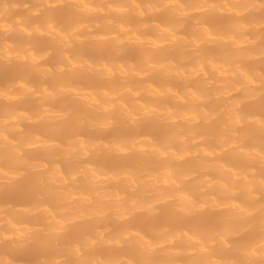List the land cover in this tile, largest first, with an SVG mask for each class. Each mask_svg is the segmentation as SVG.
Returning <instances> with one entry per match:
<instances>
[{
    "label": "clouds",
    "instance_id": "clouds-1",
    "mask_svg": "<svg viewBox=\"0 0 264 264\" xmlns=\"http://www.w3.org/2000/svg\"><path fill=\"white\" fill-rule=\"evenodd\" d=\"M0 264H264V0H0Z\"/></svg>",
    "mask_w": 264,
    "mask_h": 264
},
{
    "label": "bare ground",
    "instance_id": "bare-ground-1",
    "mask_svg": "<svg viewBox=\"0 0 264 264\" xmlns=\"http://www.w3.org/2000/svg\"><path fill=\"white\" fill-rule=\"evenodd\" d=\"M22 259H28V257H23Z\"/></svg>",
    "mask_w": 264,
    "mask_h": 264
}]
</instances>
